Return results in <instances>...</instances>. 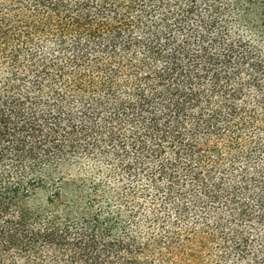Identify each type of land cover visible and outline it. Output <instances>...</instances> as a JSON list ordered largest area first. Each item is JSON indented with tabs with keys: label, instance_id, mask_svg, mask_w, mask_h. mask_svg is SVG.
<instances>
[{
	"label": "trees",
	"instance_id": "trees-1",
	"mask_svg": "<svg viewBox=\"0 0 264 264\" xmlns=\"http://www.w3.org/2000/svg\"><path fill=\"white\" fill-rule=\"evenodd\" d=\"M0 264H264V0H0Z\"/></svg>",
	"mask_w": 264,
	"mask_h": 264
},
{
	"label": "rangeland",
	"instance_id": "rangeland-1",
	"mask_svg": "<svg viewBox=\"0 0 264 264\" xmlns=\"http://www.w3.org/2000/svg\"><path fill=\"white\" fill-rule=\"evenodd\" d=\"M43 200H44V198L42 196H39V201L41 202Z\"/></svg>",
	"mask_w": 264,
	"mask_h": 264
}]
</instances>
